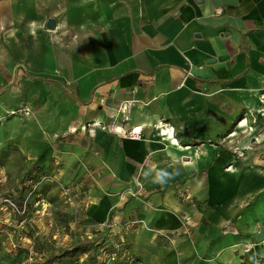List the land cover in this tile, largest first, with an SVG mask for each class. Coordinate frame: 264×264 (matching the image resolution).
Here are the masks:
<instances>
[{"label":"crops","instance_id":"obj_1","mask_svg":"<svg viewBox=\"0 0 264 264\" xmlns=\"http://www.w3.org/2000/svg\"><path fill=\"white\" fill-rule=\"evenodd\" d=\"M0 126L99 262L264 264V0H0Z\"/></svg>","mask_w":264,"mask_h":264},{"label":"rangeland","instance_id":"obj_2","mask_svg":"<svg viewBox=\"0 0 264 264\" xmlns=\"http://www.w3.org/2000/svg\"><path fill=\"white\" fill-rule=\"evenodd\" d=\"M4 151L0 152V197H16L17 205L26 209L28 224L10 242L5 240L6 236L0 238V264H43L51 254L67 247L72 248L78 243H88L84 249L86 253L72 264H93L97 261L96 247L92 243L94 240L86 239V236L74 240L68 235L69 223L65 213L69 204L65 196H61V193L66 192L64 180H55L54 175L46 171L39 172L30 160L22 161L15 155L7 157ZM22 164H27L24 169H21ZM36 210H40V213ZM47 214H53L52 218L47 217ZM50 220L53 224L51 230ZM11 242L17 243L18 248L11 250L8 246Z\"/></svg>","mask_w":264,"mask_h":264},{"label":"built area","instance_id":"obj_3","mask_svg":"<svg viewBox=\"0 0 264 264\" xmlns=\"http://www.w3.org/2000/svg\"><path fill=\"white\" fill-rule=\"evenodd\" d=\"M189 75H190V72L188 71L185 78L188 77ZM182 84L183 82L181 83V85ZM12 114H15V113H12ZM95 128H96L95 124H88V125L82 126L80 128V131L91 134ZM14 198L15 197H12V196L0 197V231H4V227L5 228L9 227L11 232H13L14 234H18L27 225V219L25 217L26 209L24 207L22 208L19 207L17 203L15 202ZM262 227L264 228V222L262 224ZM10 248L12 250H15L18 248V244L12 242L10 244Z\"/></svg>","mask_w":264,"mask_h":264},{"label":"trees","instance_id":"obj_4","mask_svg":"<svg viewBox=\"0 0 264 264\" xmlns=\"http://www.w3.org/2000/svg\"><path fill=\"white\" fill-rule=\"evenodd\" d=\"M92 243L94 247H96V249H94L96 251L97 246L95 245V242H92ZM87 244L88 243L86 244L78 243V244H75L72 248H69V249L65 248V249H62L59 253L51 254L43 264H72L75 259H79L80 255H82L83 253H86L84 249L86 248ZM96 260L97 261H95L93 264H101V262H99L98 259Z\"/></svg>","mask_w":264,"mask_h":264},{"label":"water","instance_id":"obj_5","mask_svg":"<svg viewBox=\"0 0 264 264\" xmlns=\"http://www.w3.org/2000/svg\"><path fill=\"white\" fill-rule=\"evenodd\" d=\"M53 25H54V22L53 21H49L48 27H53Z\"/></svg>","mask_w":264,"mask_h":264},{"label":"bare ground","instance_id":"obj_6","mask_svg":"<svg viewBox=\"0 0 264 264\" xmlns=\"http://www.w3.org/2000/svg\"><path fill=\"white\" fill-rule=\"evenodd\" d=\"M244 123H245V122H243L241 125H245Z\"/></svg>","mask_w":264,"mask_h":264}]
</instances>
